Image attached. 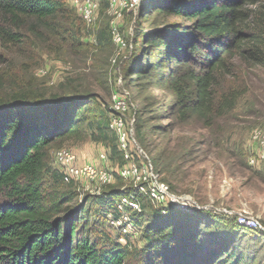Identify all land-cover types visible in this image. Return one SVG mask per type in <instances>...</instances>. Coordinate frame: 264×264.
Listing matches in <instances>:
<instances>
[{
	"label": "trees",
	"instance_id": "trees-1",
	"mask_svg": "<svg viewBox=\"0 0 264 264\" xmlns=\"http://www.w3.org/2000/svg\"><path fill=\"white\" fill-rule=\"evenodd\" d=\"M153 2L158 14L185 23L171 22L149 34V59L132 67L131 75H150L174 97L171 109L181 119L196 117L211 127L247 94L237 62L247 71L264 70V0ZM72 12L68 0H0V45L19 47L23 31L41 36L44 30L79 50ZM107 40L106 30L98 31L97 43ZM72 93L0 96V264H126L130 258L139 264H241L239 257L233 261L234 242L220 235L222 226L208 231L211 215L205 211L164 205L146 226L144 212L134 215L135 225L145 226L146 244L132 249L114 240L104 223L117 210L116 199L134 192L141 200L139 192L116 189L74 203L78 194L49 165L50 149L83 138L87 130L112 157L121 149L98 97Z\"/></svg>",
	"mask_w": 264,
	"mask_h": 264
},
{
	"label": "rangeland",
	"instance_id": "rangeland-1",
	"mask_svg": "<svg viewBox=\"0 0 264 264\" xmlns=\"http://www.w3.org/2000/svg\"><path fill=\"white\" fill-rule=\"evenodd\" d=\"M91 1L96 8L91 12V20H87L80 11L84 0H68L73 10L72 27L78 25L80 29L79 50H73L61 35L52 36L44 30L41 36L23 31L24 39L19 47L0 45V96L31 91L68 98L75 89L89 91L108 111L109 126L120 113L115 108V97H124L127 107L122 113L126 131L130 133L128 157L120 150L117 133L121 153L112 157L110 148L92 140L89 130L79 140H69L50 149L49 165L61 173L64 168L58 161V153L70 150L77 155L78 164H92L115 175L114 181L105 185H100L98 179L85 178L68 183L78 194L74 203L116 189L126 192L133 188L140 193L136 187L147 180L120 175L122 168L134 164L144 171L147 169V175L159 173L170 187V194L178 197L175 203L169 198H161L163 203H159L143 194L140 206L145 226L152 221L155 210L164 205L184 212L202 210L211 215L208 231L221 225L220 235H229L234 242L233 261L239 257L241 264H264V162H250L256 150L252 133L255 129L264 130V70L247 71L237 62L248 90L236 108L217 118L211 127L196 117L185 121L171 109L174 97L167 90L158 89L155 79L146 74L131 75L130 71L138 64L147 63L149 34L165 24L185 21L158 14L155 0H138L134 7L127 0ZM102 29L106 30L108 40L97 43L96 35ZM114 33H119L120 40ZM155 54L156 50L151 56ZM242 203L248 205L247 210L239 208ZM113 212L108 214L104 230L120 242L122 229L113 223L110 214L118 216V220L122 217L118 210ZM240 214L257 218L262 229L247 231L236 226ZM132 223L134 230L120 243L128 242L132 249L143 247L145 226ZM126 262L139 264L134 258Z\"/></svg>",
	"mask_w": 264,
	"mask_h": 264
},
{
	"label": "built area",
	"instance_id": "built-area-1",
	"mask_svg": "<svg viewBox=\"0 0 264 264\" xmlns=\"http://www.w3.org/2000/svg\"><path fill=\"white\" fill-rule=\"evenodd\" d=\"M115 2V0H114ZM126 3L129 6L134 7L138 4V0H127ZM96 8V5L93 4L91 0H84L80 11L83 14V17L87 20H91V12ZM114 36H118L120 40L119 33H114ZM115 108L118 113L110 123V127L112 130L117 133L120 148L122 151L126 152V157L129 156V145H130V133L126 131L125 128V119L124 114L122 112L125 111L127 104L125 98H121L119 96L115 97ZM252 142L253 146L256 149L255 155L250 159V162L253 164H258L261 161L264 162V130L263 129H255L252 133ZM105 157V155H102ZM106 158V157H105ZM58 161L64 168L62 173L63 181L66 183H71L74 180H80L81 178H85L88 180H96L100 181V185L109 184L115 179L114 173L108 170H98L92 164H78L77 163V155L70 150H61L58 153ZM146 167V166H145ZM144 167V169H146ZM148 170L145 171L143 169L137 168L134 164H131L130 167L122 168L120 175L122 177L128 178L133 177L137 180H141L144 178L146 181L142 183L139 187L137 186V190H140V194L147 195L151 200L158 201L159 203H163L161 198H169L173 203H175V199L178 197L170 194V187L161 179L159 173L147 175ZM125 192L124 190H122ZM139 192V191H137ZM182 202H189V200L181 199ZM140 198L134 192H130L127 195H121L118 199L115 200V206L117 210L121 213L120 220H118V216L110 214L113 219V223L119 225V228L122 229L120 242L125 241L127 234L134 230L132 215L139 214L142 212V207L140 206ZM132 212L133 214H130ZM120 215V214H119ZM238 225L244 229L250 230H260L262 229L261 223L257 218L248 216L247 214H240L237 217Z\"/></svg>",
	"mask_w": 264,
	"mask_h": 264
},
{
	"label": "crops",
	"instance_id": "crops-1",
	"mask_svg": "<svg viewBox=\"0 0 264 264\" xmlns=\"http://www.w3.org/2000/svg\"><path fill=\"white\" fill-rule=\"evenodd\" d=\"M239 208H241L243 211H245V210H247L246 208H248V205H245L242 203V205H240Z\"/></svg>",
	"mask_w": 264,
	"mask_h": 264
},
{
	"label": "water",
	"instance_id": "water-1",
	"mask_svg": "<svg viewBox=\"0 0 264 264\" xmlns=\"http://www.w3.org/2000/svg\"><path fill=\"white\" fill-rule=\"evenodd\" d=\"M199 208H202V207L199 206Z\"/></svg>",
	"mask_w": 264,
	"mask_h": 264
}]
</instances>
